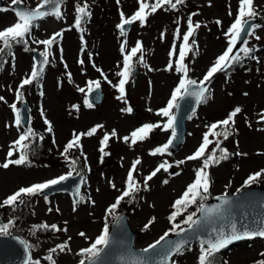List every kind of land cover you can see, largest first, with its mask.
<instances>
[{"label": "rangeland", "instance_id": "374dc122", "mask_svg": "<svg viewBox=\"0 0 264 264\" xmlns=\"http://www.w3.org/2000/svg\"><path fill=\"white\" fill-rule=\"evenodd\" d=\"M5 1L6 6L0 8L6 9L0 11V30L17 21L15 12L10 7L12 0ZM23 2L34 7L38 0ZM83 2H88L91 15L84 21L82 32L75 27V18L76 6H83ZM153 2L154 0H148L149 4ZM238 4L239 0H185V3L178 5L175 10L168 9L167 6L158 9L156 13L148 16L145 26L141 27L139 22H135L126 30V34L121 36L117 27L121 22L120 13L131 17L139 8L137 0H119V3L117 0H65L60 19L50 16L38 24L28 42L29 49H16L8 56L6 66L0 73V97H4V101H0V164L8 159L9 146L24 131L22 125L19 128L15 125V114L9 105L17 103L16 90L21 81L30 75L35 62L34 50H45L44 45L34 41L49 39L55 33H62L49 49L48 58L51 63L41 77V92L36 90L35 81L26 85L24 90L31 109L28 127L32 125L33 112L37 113V119L33 123L34 129H37L36 132L52 147L53 155L49 160L30 156L28 164H13L7 169L0 167V202L20 188L67 174L70 168L62 152L66 144L73 139V133H86L94 126L103 125L93 136H83L80 140L83 153L87 157V166L83 158L81 162L78 161L76 172L72 174L82 172L85 176L83 199L76 203V210L73 211L74 200L66 191L50 195L41 193L32 197L31 213L19 227V235L28 243L31 239L35 243V247L31 249L30 264H34L36 260H39L40 264H49L44 259L49 250L65 242L68 243L70 251L57 250L53 254L56 264H79L82 257L78 253L81 249L89 247L101 234L106 209L121 193L122 184L125 183L127 173L136 158L141 160L134 174L141 185L142 198L139 207L132 203L128 205L125 213L136 232V246L144 248L155 243L172 227L169 216L173 212V201L179 198L188 184L195 179V169L201 165L199 160L187 161L186 157L197 150L207 132V126L223 120L236 107H240L242 111L236 117L235 133L233 136L229 135L227 140L220 138V145L230 152L232 160L208 169L211 180L208 194L213 198L215 195L238 193L245 189L244 182L251 172L264 168V131L258 130L264 129V122H260V113H264V0H254L256 18L261 22L254 35L248 38V46L255 48L252 53L255 59L243 58L231 74L219 75L212 88L211 99L188 120V134L179 151L171 155L149 154L168 141L171 130L154 129L148 139L138 141L131 147L130 141H123V137L130 136L143 124L166 122V118L157 116L156 112L167 105L181 78L182 74L175 72L174 67L179 47L183 42L182 36L187 31L188 17L195 13L192 20L194 24L198 22L201 25L190 38L189 43L193 50L186 56L191 79L200 81L228 46L225 33L234 22ZM230 11L232 15H229ZM217 20L221 22L219 25ZM177 28L180 31L179 38L175 36ZM256 36L260 39L257 40ZM137 41L142 43L143 51L138 53L132 62L133 67L138 66L139 70L125 85V103L116 99L119 92L113 85L119 80L116 73L120 69L123 55L122 44L125 45V52H130ZM173 45L177 52V55L172 57L173 70L166 71ZM141 55L143 63L139 60ZM80 60H83V64L79 63ZM93 64L103 71L107 80ZM95 80L100 81L106 98L102 104L89 108L85 103L88 93L86 84ZM108 81L112 83L109 84ZM79 88H84L85 92H80ZM21 101L18 107L22 104ZM74 105L78 106V110ZM128 107L133 110L131 114L122 111ZM45 118L51 122L52 132L47 131ZM113 130L117 136L109 139L105 147L108 155L101 158V140L105 133H111ZM213 147L214 144L210 145L208 151ZM14 157L18 158V153L11 159H15ZM165 160L173 167L168 172L161 170L148 182L149 190L144 191V177ZM181 160H185V163L176 167V162ZM164 180L168 183H163ZM110 182L115 184V189ZM259 183L264 186V177ZM248 187L264 189L262 186H255V183ZM50 208L52 211H49ZM153 217L154 223L144 230L145 224ZM194 218L196 219V216ZM4 219L6 223L9 221L6 215ZM107 222L111 228V223ZM42 223L56 224L61 229L67 228V231L40 230L33 235V226ZM81 232L85 233V236H80ZM176 232H170L169 235ZM192 245L188 251L177 254L173 261L176 264H192L200 250V243ZM261 253H264V240L254 238L244 240L222 254L228 264H255L256 261L264 259Z\"/></svg>", "mask_w": 264, "mask_h": 264}, {"label": "snow or ice", "instance_id": "6c2138e0", "mask_svg": "<svg viewBox=\"0 0 264 264\" xmlns=\"http://www.w3.org/2000/svg\"><path fill=\"white\" fill-rule=\"evenodd\" d=\"M119 3V0H117ZM139 4V8L131 17H125L123 12L120 13L121 15V22L117 25L118 29L120 30L121 36L126 34V26H131L135 22H139L140 26H145V23L148 19V16L157 12L158 9L163 8L167 5L168 9L175 10L177 9L178 5H183L185 0H154L153 3L149 4L148 0H137ZM63 0H38L37 6L34 9L31 8H23V9H16L15 15L17 17V22L13 25L8 27L7 29L0 30V53H4L5 50H8L10 54L11 48L14 44H25L27 45V37L31 35L32 30L38 26L37 22L43 18H46L50 15L54 16L57 19L62 17L61 13V5ZM13 5H21L23 4V0H12ZM88 5L85 2L83 6L77 5L76 6V18H75V27L77 29H81L82 20L86 22V18H89L91 13L87 11ZM146 9H150V11H146ZM6 9H0V11H5ZM192 15H195L193 13ZM192 15L188 17L187 21V31L182 36V44L179 47L178 52V59L175 61L174 71L177 73L182 74L181 78L179 79L178 85L173 90L170 99L167 102V105L164 108L159 109L156 112L157 116L166 118V122L163 124L160 123H146L143 124L138 129L134 130L130 136L123 137V141L125 143H129V146H134L137 142H142L149 138V134L153 132L154 129H161L162 131L171 130V137L168 139L166 143L161 146L156 147L152 151H150L151 156L157 155H164L168 154L171 155L169 151L170 148L173 146L175 140L178 139L177 135V118L174 114L175 109H179L180 104L179 101L185 100L187 97H193L197 104L200 103H207L208 100L211 99L210 89L208 85L211 82L212 77L218 72H227V70L232 67L235 63H240L243 58H250L255 59L252 56V53L255 51L254 47L248 46V40L245 39V36L251 37L255 33V29L260 27V25L252 23L257 16V11L254 7V0H239L237 13L235 15L234 22L230 25L225 36L228 37V46L225 51L219 55L215 61L213 62L212 66L207 70L202 80L199 82L195 79L189 78V69L188 66L185 64V58L188 53H190L193 49L189 43L190 38L195 35L196 29L200 28L201 25L197 22L194 24L192 20ZM229 15H232V12H229ZM219 25L221 22L219 20L216 21ZM163 35V34H162ZM58 36H62V33H55L51 38L34 41V43L42 44L45 46V50L41 52L39 55L43 57L42 62L39 64L33 65L30 75L24 78L20 85L16 90V100L17 102L21 101L23 93L20 89H23L26 85H31L33 82L39 83L43 71L44 65L49 62V49L50 47L56 42ZM176 38L180 37L179 28H177L175 33ZM257 40L260 39L259 36L255 37ZM238 50H236L237 44H241ZM192 44H195V41H192ZM25 50H28L27 47ZM236 50V51H234ZM142 43L137 41L136 45L131 48L130 52H125V45L122 44L121 52L123 55V68L121 71H118L116 75L120 77L119 82L113 87L119 92V95L116 97L117 100H122L125 103L127 102L124 100L126 95L125 85L128 83L129 78L133 75V58L137 57L138 53H142ZM241 53L243 56H241ZM176 47L173 45V48L169 52V64L166 67V71L173 70V60L172 57L176 56ZM141 63H143V55L139 57ZM79 63L83 64V60H80ZM147 67V65H145ZM93 67L96 68L98 72L104 79L107 80V76L103 73V71L96 67L93 64ZM151 71L152 69L149 68ZM69 78H71V74L69 73ZM111 84V81H108ZM100 88V81H89L88 82V93H92L95 90ZM80 92H85L84 88L78 89ZM247 95V93H245ZM0 101H4V97H0ZM6 102V101H5ZM87 107H93V104L88 100L85 101ZM12 109L13 113L15 114V125L19 128L22 123V116L17 108V103L14 102L9 105ZM78 110V106H73ZM151 111V109H148ZM122 111H126L127 113H132V108L128 107L126 109H122ZM242 111L240 107H236L233 109L228 116L221 120L217 121L211 125H208V131L205 132L202 138V142L197 150L190 156L186 157L187 161H196L201 160V166L195 169V179L192 183H190L186 190L183 192L182 196L177 199L174 204L173 208L176 209L170 216L169 221L172 222V228L169 232H165L163 236H161L155 243L150 245L148 248L143 250L145 254H151L156 252L157 247L161 245L162 241H166L167 237L169 236L170 232H175L176 229H180L179 232H176V235H181L185 230L180 228L179 224L175 223L177 215H180L183 211H186L188 207L192 205H196L198 200H203L206 198V195L209 191L211 180L209 176V172L207 171L210 167L214 165H218L221 161L226 160L229 158V153L227 149L221 148V137L224 140H227L230 135V127H234L235 125V117ZM43 115V110L41 111ZM261 120L260 122H264V113H260ZM45 124L48 126L47 131L52 132V125L51 122L45 118ZM103 125H97L91 128L86 133L76 134L73 133V139L69 141L64 150L62 155L65 156V159L68 161V165L70 171L67 174L61 175L57 178L48 180L43 183H36L29 187H23L17 190L12 195L8 196L2 202H0V208L3 207H10L13 211H15V207L19 204L23 203V197H33L38 196L43 193L46 189H50L53 186L59 185L61 182H67L69 177L72 176L73 172H76V164L78 162L77 159H73L70 157V152L73 148H78L80 150V155L84 156L85 166H87V157L83 153V146L80 143V140L83 136L91 137L93 136L99 128H102ZM264 131V129H258ZM37 134L33 131L31 127L25 129V131L18 137L16 141H14L9 146V151L7 153L8 159L3 164H0V167L7 169L9 165H25L28 164V148L29 144L26 143L30 140V138H34ZM117 133L113 130L111 133H105L103 139L101 140V147L99 151L104 155H108L105 152V147L108 145V141L111 137H116ZM212 137V139H210ZM42 140L43 137H40ZM55 143V141L53 140ZM215 145L211 149V152H208L210 145ZM18 153V158L11 159L13 155ZM236 155H246L243 153H236ZM185 160H181L176 162L175 166L179 167L181 164H184ZM141 164L140 158H136L131 165L127 173V178L125 181V188L121 191V194L116 198L115 202L111 204L108 209H106V216H105V224L101 231V234L90 244L89 247L81 249L78 255L82 257L79 261V264H98V261L101 257V253L104 249L108 248L111 243L110 237V230L109 225L107 223V217L112 215L116 212V210L120 207L121 202L125 201L126 198H130L129 202L132 199L136 198V194L141 190L140 183L135 179L134 173L137 172V166ZM173 165L170 164L168 161H164L160 163L150 174L144 177L143 182V190H149V181H151L161 170L168 172ZM79 175V173H76ZM171 175H179V173H171ZM262 177H264V169L260 172L251 174L244 182L243 187H248L256 182H258ZM111 183V182H110ZM163 183H168L167 180H164ZM113 189H115V184L111 183ZM240 191V190H238ZM79 190H77V193ZM83 199L82 197L80 198ZM47 202V198L45 197ZM94 203V201H93ZM230 201L225 196L223 198V203L221 205L207 208L203 203H200L197 211L202 213L207 219L213 215L218 216L220 219H224L223 215V205L229 204ZM76 210V201H74L73 211ZM49 211H52L50 208ZM59 211V209H57ZM196 215L195 212L187 215L183 221L184 224L189 225V230H191L193 225H199L201 223L200 219H194ZM155 218H151L148 223L145 224L144 230H147L152 223H154ZM256 226L251 227L248 224H243L240 227L237 226L236 223L232 222L227 224L226 226H222L219 228H213L211 232L208 234V238L205 240L200 241V255L198 257V264H214V255L215 253L219 252L221 249L227 247L229 244L242 239H254L256 237L264 238V221L255 222ZM16 227L15 219H9L8 223L0 224V235H11V230ZM40 230H51L52 232H59V231H67V228L61 229L56 224L48 225L47 223H42L40 225H34L32 229L33 235L35 232ZM80 236H85V233H79ZM70 239V238H69ZM188 241L180 240L178 242H174L169 247H161L160 251L157 255L162 256V261L160 264H166V262L170 259L173 254H182V250L185 247V244ZM26 247H31L26 244ZM59 250L60 252H65L66 250L70 251L69 245L67 242L57 245L56 248H52L49 250V254L44 257L45 260L49 262V264H56V261L53 257V254ZM264 256V253L260 254ZM149 256L146 255L141 259H138L135 264H149ZM34 264H40L39 260H36ZM255 264H264V259L258 260Z\"/></svg>", "mask_w": 264, "mask_h": 264}, {"label": "water", "instance_id": "95a60500", "mask_svg": "<svg viewBox=\"0 0 264 264\" xmlns=\"http://www.w3.org/2000/svg\"><path fill=\"white\" fill-rule=\"evenodd\" d=\"M5 5V0H0V8L4 7ZM62 7L63 3L61 5V10ZM11 8L15 11L18 8L34 9L35 7H30L23 3L21 5L12 4ZM260 22L261 20L259 18H255V20L252 21V23L255 24H259ZM131 26H126V30L130 29ZM248 38V36H245V39L248 40ZM240 47H242V43L237 44L236 50H238ZM40 53V51H36L34 53L37 64H39L43 60V57L39 55ZM46 65L47 64L44 65V68L46 67ZM138 70V66L134 68L133 76L137 73ZM210 86L211 82L208 87L210 88ZM87 99L92 104H102L105 101V92L102 88H99L98 90H95L90 94L88 93ZM179 104V109H176L175 111L178 125V139L174 141L173 146L170 148V151L172 153L178 152L180 146L184 143L188 132L187 121L193 114L197 112L201 103L197 104L193 97H187L185 100L179 101ZM20 113L22 116V124L25 127H28L31 117V109L27 100L23 102L20 108ZM83 183L84 175L82 173H79V175L69 177L67 182H61L59 185L53 186L50 189H46L43 194L50 195L61 191H67L70 192L74 200L78 202L81 198ZM77 190H79L78 193ZM225 196H227L230 203L227 205H223L224 219H220L216 215L205 219L204 215L199 212L196 218L201 220V223L199 225H193L191 230H189V226L183 228L185 231L179 236L176 235V233L169 235L166 241H162L161 245L157 247L156 252H153L151 254L143 253V250L148 248L149 246L144 248L136 246V232L132 229L129 223L128 215L126 213L120 215L110 229L111 243L109 247L104 249V251L101 253L98 264H135L138 259H141L146 255L150 257L149 264H160L163 258L161 255H157V253L160 251L161 247H169L174 242H178L180 240L188 241L185 244V247L190 244L200 243L201 240H205L208 238V234L213 228L226 226L227 224L232 222L236 223L238 227L243 224H248L251 227H255V222L264 221L263 188L249 187L243 189L238 193L218 195L206 201L204 205L207 208L221 205ZM4 223L5 219L0 211V224ZM244 240L251 239L237 240L229 244L227 247L221 249L219 252H223L224 250L231 248ZM26 244L29 245L26 240L20 235H0V264H30L32 254L30 247H26ZM176 255L177 254H173L166 262V264H176L173 261V258Z\"/></svg>", "mask_w": 264, "mask_h": 264}, {"label": "trees", "instance_id": "16d2710c", "mask_svg": "<svg viewBox=\"0 0 264 264\" xmlns=\"http://www.w3.org/2000/svg\"><path fill=\"white\" fill-rule=\"evenodd\" d=\"M85 2H83V4H84ZM87 3V5H88V2H86ZM89 6V5H88ZM90 9L88 8L87 9V11H89ZM87 19V18H86ZM17 21H15V23H16ZM14 23V24H15ZM14 24H12V25H10V26H13ZM83 25H84V21L82 20V24H81V29H79L80 31H84V28H83ZM10 26H8V27H10ZM8 27H6L5 29H7ZM36 28V27H35ZM34 28V29H35ZM33 29V30H34ZM4 30V29H3ZM33 30H32V32H31V35L29 36V37H27V45H25V44H14L13 46H12V48H11V52H10V54L11 53H13L16 49H21V50H25L26 49V47H27V49H29V44H28V42H29V40H30V38H31V36H32V34H33ZM9 53H8V50L6 49L5 50V52L4 53H0V73L2 72V70L4 69V67L6 66V63H7V61H8V56L10 55ZM237 64H239V63H235V64H233L232 65V67H230L228 70H227V72L225 73V72H220L221 73V75H228V74H231L233 71H234V69H235V67H237L238 65ZM26 78V77H25ZM215 78H216V76L214 77V80H215ZM40 85H41V79H40V81H39V83H35V86H36V90H38L39 88H40ZM26 87V86H25ZM25 87L23 88V89H20V91L23 93V96H22V99L21 100H23V99H25L27 96H25V94H24V90H25ZM40 90V89H39ZM40 92H41V90H40ZM38 93V92H37ZM20 102V101H19ZM19 102H18V104H19ZM22 102V101H21ZM18 104H17V106H18ZM231 112V111H230ZM227 117V116H226ZM225 117V118H226ZM224 118V119H225ZM36 119H37V113H35V112H33V116H32V125L30 126L32 129H33V131L37 134L34 138H30V140L29 141H27L26 143H28L29 144V148H28V159L30 158V156H32V157H40V158H45L46 160H49L50 158H51V155H53V149H52V147L50 146V145H48V143L46 142V139L44 140V139H40V137H41V134H38L37 132H36V130L37 129H34V122L36 121ZM211 125V124H210ZM235 126H236V117H235V125H234V127H230V136H231V134H232V136H233V134L235 133V130H234V128H235ZM25 129L26 128H24V131H25ZM23 131V132H24ZM207 131H208V129H207ZM220 147L221 148H225V147H223L222 145H220ZM226 149V148H225ZM228 151V150H227ZM208 152H211V150L210 151H208ZM228 153L230 154V152L228 151ZM19 155V154H18ZM65 157V156H64ZM70 157L71 158H73V159H77L79 162H81L82 160H83V158H84V156H81L80 155V150L78 149V148H73L72 150H71V152H70ZM15 158V157H14ZM16 159V158H15ZM230 160H232V158H231V154L229 155V158L228 159H226V160H223V161H221V162H224V161H230ZM220 162V163H221ZM78 163V162H77ZM264 169V168H263ZM262 170V169H261ZM261 170H255L254 172H251L250 174H254V173H257V172H260ZM263 178V177H262ZM259 182H260V180H259ZM259 182H256L255 183V186H262V187H264L262 184H260ZM125 188V183H123L122 184V187H121V190H123ZM186 190V189H185ZM184 190V191H185ZM183 194V193H182ZM206 195V198L205 199H203L202 201L201 200H198V202H197V204L196 205H192V206H190V207H188L187 208V210L186 211H183L180 215H177V217H176V220H175V223L176 224H179L180 225V228H184V227H186V226H188V224H184L183 223V221H184V219H185V217L187 216V215H189V214H191V213H193V212H195L196 214H198L197 212V208H198V206H199V204L200 203H204L206 200H207V198L210 196L208 193L207 194H205ZM182 196V195H181ZM180 196V197H181ZM179 197V198H180ZM141 198H142V194H141V190L136 194V198L135 199H132L131 200V202H129V200H130V198H126L125 199V201H122L121 202V205H120V207L116 210V212L114 213V214H112V215H109L108 217H107V221H109L110 223H111V225H113V223H114V221L116 220V218L119 216V215H121L122 213H124V212H127V207H128V205H130V204H132V203H134V205L136 206V207H139V204H140V201H141ZM179 198H177V199H179ZM31 199H32V197H28V196H24L23 197V203H21V204H19L18 206H16L15 207V211H13L12 210V208H10V207H3V208H1L0 210H1V212L3 213V215H6L7 217H8V219H15V221H16V227L14 228V229H12L11 230V234H19V227L21 226V224L25 221V219H27V217L30 215V210H31V206H32V203H31ZM177 199H175L174 201H173V204H174V202L177 200ZM173 212L174 211H176V209H174L173 208V210H172ZM172 212V213H173ZM195 216H197V215H195ZM194 216V217H195ZM180 217V218H179ZM195 219V218H194ZM8 223V222H7ZM108 223V222H107ZM109 224V223H108ZM172 228V227H171ZM170 228V229H171ZM178 230H180V229H177L176 231H178ZM175 231V232H176ZM172 233H174V232H172ZM29 245L31 246V248H33V247H35V243L33 242V240L31 239V241H29ZM189 247L191 248V247H193V245H189V246H187V247H185L183 250H182V252L183 251H188L189 250ZM191 250V249H190ZM199 255H200V250L197 252V257H196V260L192 263V264H198V257H199ZM214 264H228L227 263V261H226V259L224 258V255L222 254V253H215V255H214Z\"/></svg>", "mask_w": 264, "mask_h": 264}]
</instances>
